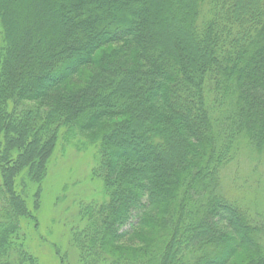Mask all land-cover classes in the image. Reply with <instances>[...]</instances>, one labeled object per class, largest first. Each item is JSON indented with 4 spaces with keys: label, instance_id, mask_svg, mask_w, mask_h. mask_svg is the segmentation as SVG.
Segmentation results:
<instances>
[{
    "label": "trees",
    "instance_id": "obj_1",
    "mask_svg": "<svg viewBox=\"0 0 264 264\" xmlns=\"http://www.w3.org/2000/svg\"><path fill=\"white\" fill-rule=\"evenodd\" d=\"M0 22V264H39L26 234L71 146L98 185L59 225L72 264H264L221 178L264 142V0H0Z\"/></svg>",
    "mask_w": 264,
    "mask_h": 264
},
{
    "label": "rangeland",
    "instance_id": "obj_2",
    "mask_svg": "<svg viewBox=\"0 0 264 264\" xmlns=\"http://www.w3.org/2000/svg\"><path fill=\"white\" fill-rule=\"evenodd\" d=\"M2 43L3 29L0 22V46ZM107 48L111 49L112 46ZM79 79L78 77L77 80ZM64 88H60L59 92ZM48 99L54 100V97ZM71 148L67 149L66 154L59 153L52 160V173L45 183L41 196L39 228L35 230L30 224L29 231L26 223L23 224L25 230L29 232L26 234V246L33 254L38 255L39 264L75 262L74 259L72 262L69 260L75 257L74 253L67 252L60 256L56 250L57 246L54 242L61 231L59 225L62 221L69 224L68 218L75 205L74 198L78 201L87 193L95 197L98 192L97 182L92 181L89 173L90 168L95 164L92 152H78L72 146ZM221 178L222 186L227 194L247 206L252 216V212L256 213L259 228L262 230L261 233H264V142L256 148L242 139L238 160L222 172ZM66 185L69 186V192L64 194L62 190ZM31 203L30 208L34 210L33 200ZM122 243L133 247L139 245L135 236L126 237ZM56 245L64 251L63 244ZM61 257L65 260L63 261Z\"/></svg>",
    "mask_w": 264,
    "mask_h": 264
}]
</instances>
